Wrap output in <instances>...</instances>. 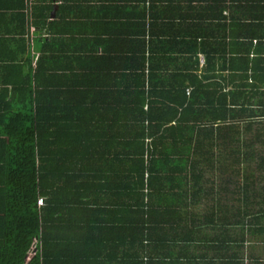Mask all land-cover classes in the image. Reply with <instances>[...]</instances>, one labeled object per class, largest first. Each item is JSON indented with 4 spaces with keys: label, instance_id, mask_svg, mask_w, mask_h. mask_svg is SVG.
<instances>
[{
    "label": "trees",
    "instance_id": "obj_1",
    "mask_svg": "<svg viewBox=\"0 0 264 264\" xmlns=\"http://www.w3.org/2000/svg\"><path fill=\"white\" fill-rule=\"evenodd\" d=\"M23 7L0 5L19 16ZM199 23L192 18V45L179 42L191 55ZM204 38L206 64L191 74L190 100L166 73L185 54L164 53L175 40L157 39L153 57L147 49L153 69L143 55L138 67L112 61L107 74L121 73L111 87L98 67L89 83L79 73L75 98L42 56L26 52V38L15 39L17 53L0 46L2 84L15 94L12 136L0 143V264H245L248 236L264 237V145L242 133L264 119V84L253 76L222 92L204 82L217 55ZM153 40L146 37L148 47ZM255 48L242 42L244 52ZM122 84L132 91L127 109L120 99V114L109 115L110 92ZM86 91L91 98L80 97ZM217 166L228 175L215 176ZM248 254L249 264H264Z\"/></svg>",
    "mask_w": 264,
    "mask_h": 264
},
{
    "label": "crops",
    "instance_id": "obj_2",
    "mask_svg": "<svg viewBox=\"0 0 264 264\" xmlns=\"http://www.w3.org/2000/svg\"><path fill=\"white\" fill-rule=\"evenodd\" d=\"M4 3H16L18 8L23 4L24 7L21 11L23 16L18 15L17 9H0V39L5 40H0V46L11 53H17L20 43L15 39L26 38V52L32 48L38 59L42 56L41 61L53 71L55 79L60 77L57 81L62 85L69 84L71 98L79 96L80 92L75 87L81 76H85L86 83L92 81L94 67L103 70L108 87L115 82V78L119 79L121 73L120 69H116L113 74L112 70L110 75L107 74L112 61L138 67L143 55L147 65L153 69L154 61L152 58L148 61L147 49L153 57L155 50L151 45L161 37L175 40L169 43L164 53H185L175 54L180 62L165 67L166 73L177 80L173 83L180 85V81L184 85L189 100L193 87L191 74H203V66L206 64L205 52L208 47L204 37H207L209 44L217 47L214 72H208L206 75L209 77L204 82L218 85L216 88L222 92L233 91L239 82L252 81L253 76L264 84V0H0V5ZM193 13H198V16H193ZM192 18H198L200 22L196 27L200 35L196 43L198 49L193 55L190 49H182L179 45L182 40H188L191 44L195 39ZM247 26L251 27V31H248ZM150 34L154 40L151 44L149 42L148 47L146 37ZM242 42H252L255 50L244 52ZM247 56L249 60L242 62V57ZM190 59L195 63H190ZM196 64L198 69L195 68ZM243 64L249 66L246 72L240 70ZM1 65L0 62V69ZM79 73L81 76L77 78ZM247 73L248 78L238 79L239 74ZM2 83L0 77V143H6L13 132L7 122L15 111L8 101L15 94L5 91ZM167 88L173 90L175 85ZM129 93L132 91L126 90L124 84L112 88L108 97L112 102L109 115L120 114V99L122 108L127 109V105H124ZM91 95L92 92L86 91L80 97L89 99ZM256 123L258 125L242 133V140L257 146L264 145V119ZM224 161L228 162L226 157L216 164ZM216 168L213 172L219 177L218 173L224 169ZM248 239L250 241L245 243L244 252L264 256L260 250L255 249L259 242L263 241L264 244V237L248 236ZM254 239L258 242L255 243ZM0 244V252L3 253V239ZM33 254H28L27 262Z\"/></svg>",
    "mask_w": 264,
    "mask_h": 264
},
{
    "label": "rangeland",
    "instance_id": "obj_3",
    "mask_svg": "<svg viewBox=\"0 0 264 264\" xmlns=\"http://www.w3.org/2000/svg\"><path fill=\"white\" fill-rule=\"evenodd\" d=\"M213 174V172H210L208 175H207V177H211V175ZM222 175H228V171L227 170H224L223 172H220V174L218 173V176L219 177H221ZM218 177V178H219ZM263 183H260L259 184V187H260V189L263 187ZM256 208V207H255ZM254 208V209H255ZM261 239V238H260ZM262 245H264L263 244V241H261V242H259L258 243V245H256V248L255 249H258V250H260V254L261 255H264V249L262 248ZM30 253H32V252H30ZM244 256H245V264H249V254L248 253H244Z\"/></svg>",
    "mask_w": 264,
    "mask_h": 264
},
{
    "label": "built area",
    "instance_id": "obj_4",
    "mask_svg": "<svg viewBox=\"0 0 264 264\" xmlns=\"http://www.w3.org/2000/svg\"><path fill=\"white\" fill-rule=\"evenodd\" d=\"M38 202H39V204H42L43 203V199L40 198Z\"/></svg>",
    "mask_w": 264,
    "mask_h": 264
},
{
    "label": "clouds",
    "instance_id": "obj_5",
    "mask_svg": "<svg viewBox=\"0 0 264 264\" xmlns=\"http://www.w3.org/2000/svg\"><path fill=\"white\" fill-rule=\"evenodd\" d=\"M31 252H34V253H35V252H36V248H34V250H33V251H31Z\"/></svg>",
    "mask_w": 264,
    "mask_h": 264
}]
</instances>
